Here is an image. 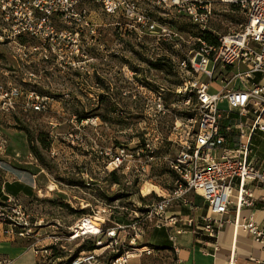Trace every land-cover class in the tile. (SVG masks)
I'll return each instance as SVG.
<instances>
[{"label": "rangeland", "instance_id": "obj_1", "mask_svg": "<svg viewBox=\"0 0 264 264\" xmlns=\"http://www.w3.org/2000/svg\"><path fill=\"white\" fill-rule=\"evenodd\" d=\"M141 7L158 22L160 32L167 29L166 35H138L123 19L96 6L89 7V26L56 20L54 36L47 40L13 36L0 19V106L2 89L15 86L23 93L15 110L0 122L9 143L5 155L12 157L10 165L0 163V170L10 167L14 174L23 173L10 178L20 177L23 191L0 196V244L7 239L13 248L29 252L30 263L35 259V264H70L100 240L104 264L113 250L124 249L123 234L119 245L109 248L105 232L61 246H55L53 238L69 236V227L103 205L112 207L104 229L145 223L149 206L174 189L176 176L168 160L179 150L175 127L187 129L195 119L196 96L185 89L198 76L190 60L206 48L205 33L219 39L245 22L238 8L218 7L209 31L202 33L183 14L163 9L157 0H142ZM22 51L29 56L21 58ZM220 86L216 82L210 92L217 93ZM31 92L50 99L45 111L30 108ZM118 147H125L133 158L129 170L115 172L116 183L105 171V155ZM150 155L154 160L143 171L141 163ZM187 199L194 210L177 203L171 210L195 217L196 195L188 194ZM160 232L146 222L137 245L144 250L132 264H175L171 249L149 244L150 240L163 245L157 238ZM45 249L52 251L44 254ZM12 258L0 254V263L14 264Z\"/></svg>", "mask_w": 264, "mask_h": 264}, {"label": "built area", "instance_id": "obj_2", "mask_svg": "<svg viewBox=\"0 0 264 264\" xmlns=\"http://www.w3.org/2000/svg\"><path fill=\"white\" fill-rule=\"evenodd\" d=\"M141 3L142 0H0V19L4 30L13 36L47 40L54 36L56 20L65 25L89 26V7L96 6L106 15L123 19L125 27L138 35H166L167 29H161V33L158 22ZM157 4L183 14L202 33L209 31L218 7L238 8L245 15V22L239 30L220 37L218 46L203 41L206 48L190 60L191 69L198 76L185 89L195 93V119L189 121L187 129L175 127L179 150L168 160L176 176L174 189L166 190L167 195H159L161 199L149 206L145 223L115 224L104 229L106 221L110 222L112 207L103 205L95 215L81 217L69 227V236L53 238V244L61 246L65 241L105 232L109 248L118 246L123 234L127 239L124 249L120 246L123 250H113L115 254L107 264H132L144 250L137 245L146 222L152 223L154 229H166L175 248L178 237L188 231L216 239L228 225L246 231L256 243L264 245V222L258 223L253 215H243L244 210L256 211L264 206V196L255 195L256 190L264 189V0H157ZM78 35L79 32L75 34ZM28 56L22 51L21 58ZM216 82L221 86L217 93H211ZM22 94L15 86L2 89L0 114H11ZM30 96L34 112L47 109L48 97L35 92ZM8 144L0 132V155L5 154ZM132 158L125 147L106 153V173L129 170ZM153 160L152 155L148 156L141 163L142 170ZM0 169H4L3 165ZM188 194L201 196L206 202L207 213L200 218L202 224L194 216L168 215L175 203L195 209ZM102 245L98 241L95 250L81 253L70 264H104L105 252L99 253Z\"/></svg>", "mask_w": 264, "mask_h": 264}, {"label": "crops", "instance_id": "obj_3", "mask_svg": "<svg viewBox=\"0 0 264 264\" xmlns=\"http://www.w3.org/2000/svg\"><path fill=\"white\" fill-rule=\"evenodd\" d=\"M7 115L9 116V113L0 115V122ZM4 134H6L5 130ZM4 134L2 136L5 138ZM5 154L0 155V163L10 165L12 157ZM15 173L10 167L8 170H0V188L3 192L5 191L6 183H22L21 180H18L20 177L16 181H11L10 178L14 180V178H17L16 176L23 174L20 170H15ZM255 195L257 197L264 196V189L256 190ZM196 198L199 205L197 209L199 210L196 212L195 217L197 222L202 224L200 218L205 215L203 214V208L204 205H207L201 196L196 195ZM258 208L256 211L244 210L243 215L246 217L253 215L258 223H262L264 222V206L260 205ZM173 214H184V211L181 209L179 211L170 209L168 215ZM157 230L162 231L157 234V238L163 245H156V247L171 249L175 257V264H259L264 262V245L256 243L249 233L236 229L232 225H228L222 230L216 239H212L203 233L196 234L193 231H188L178 237L176 248L169 240L166 229ZM4 241L3 244H0V254L8 255L10 258L14 257L12 258L14 264H35V259L34 263H30V259L27 257L29 252L25 253L22 248H13L9 242H6L7 239ZM149 244L153 245L150 240Z\"/></svg>", "mask_w": 264, "mask_h": 264}, {"label": "trees", "instance_id": "obj_4", "mask_svg": "<svg viewBox=\"0 0 264 264\" xmlns=\"http://www.w3.org/2000/svg\"><path fill=\"white\" fill-rule=\"evenodd\" d=\"M203 41L207 45H214V46H218L219 45V39L214 38L211 33H205L204 36H203ZM32 148L36 152V155H38V157H40V152L38 151V149L35 148V147H32ZM41 158L42 157H40V159ZM111 176H112V179L114 180V182H116V183L119 182V178L117 177V175L115 173H111ZM22 191H23V185L21 183H11V184L10 183H6L5 184V191L4 192L0 188V196H1V198H4V196H7V195H17V194H19ZM206 209H207V206H206ZM151 246H153V245H151ZM154 247L155 248H160V247L153 246V248ZM95 249H96V243L93 244L92 246L88 247L87 250L88 251H93ZM74 258H76V257H74ZM71 261H70V263H71Z\"/></svg>", "mask_w": 264, "mask_h": 264}]
</instances>
